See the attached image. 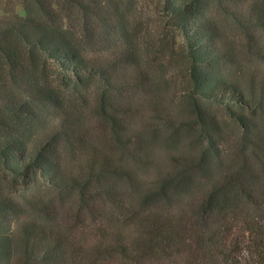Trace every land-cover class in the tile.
Returning a JSON list of instances; mask_svg holds the SVG:
<instances>
[{
	"label": "trees",
	"instance_id": "obj_1",
	"mask_svg": "<svg viewBox=\"0 0 264 264\" xmlns=\"http://www.w3.org/2000/svg\"><path fill=\"white\" fill-rule=\"evenodd\" d=\"M158 1L186 51L198 162L146 161L125 89L147 75L121 77L110 49L138 0L0 11V264H264V0Z\"/></svg>",
	"mask_w": 264,
	"mask_h": 264
},
{
	"label": "rangeland",
	"instance_id": "obj_2",
	"mask_svg": "<svg viewBox=\"0 0 264 264\" xmlns=\"http://www.w3.org/2000/svg\"><path fill=\"white\" fill-rule=\"evenodd\" d=\"M11 9L25 14L20 0H0L2 13ZM132 12L134 15L128 26L129 43L120 49L124 52H116L120 48L118 44L111 45L110 49L113 53L112 62H115L121 77L124 74L133 78L139 73L147 75L145 79H130L125 89L133 104L140 107L137 116L145 125L142 137L146 147L145 155L148 156L146 161L198 162L203 138L194 104L189 100L187 91L188 61L181 34L170 19L163 16L158 0H138L132 7ZM127 58H135L133 66L131 62L129 67L124 64ZM120 59L124 63L121 64ZM147 90L156 94V101L148 99ZM201 105L210 119H218L228 134L238 132L227 116V109L205 100L201 101ZM165 116L170 119L164 120ZM99 135H105L103 127L100 128ZM223 143L224 148L229 145L227 142ZM233 233L240 234L241 231L235 229ZM240 255L241 264H257L246 250Z\"/></svg>",
	"mask_w": 264,
	"mask_h": 264
}]
</instances>
